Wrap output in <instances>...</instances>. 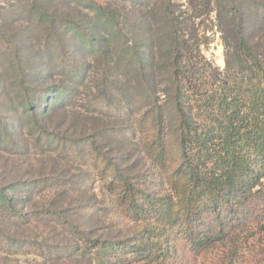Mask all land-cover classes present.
Here are the masks:
<instances>
[{
    "label": "rangeland",
    "instance_id": "1",
    "mask_svg": "<svg viewBox=\"0 0 264 264\" xmlns=\"http://www.w3.org/2000/svg\"><path fill=\"white\" fill-rule=\"evenodd\" d=\"M87 1L0 0V134L4 133L0 188L15 198L21 214L0 203V264H155L137 260L122 249L90 245L102 240L127 247L155 239L149 228L156 221L136 218L128 201L119 202L126 185L117 179L124 177L154 195L169 191L168 173L147 153L146 131L137 127L135 137L123 133L138 116L163 104L169 146L177 156L178 116L165 72L174 54L167 22L169 2L182 44L197 46L216 72L224 74L248 61L241 36L254 54L264 53V0ZM100 3L110 6L125 37L143 55L142 67L132 59V49L123 44L112 43L103 54L85 44L87 36L114 38L112 26L98 24V34L91 33L99 12L95 4ZM68 15L79 19L80 31L58 25L54 32L60 33L78 63L81 77L76 82L70 69L64 74L59 70V50L51 51L57 41L48 33L53 19ZM48 66L53 79H45ZM21 70L26 76L23 84L30 89L58 80L67 87L66 93L57 92L48 104L43 116L47 129L65 140L81 138L84 155L96 148L98 160L106 162H96L90 155L86 162L64 155L54 137L48 139L36 130L41 109L32 115L18 105ZM106 94L108 100L101 104L99 97ZM125 100L130 106L134 101L139 115ZM240 249L232 263L231 259L221 261L230 251L227 245L200 261L257 264L245 243Z\"/></svg>",
    "mask_w": 264,
    "mask_h": 264
},
{
    "label": "trees",
    "instance_id": "2",
    "mask_svg": "<svg viewBox=\"0 0 264 264\" xmlns=\"http://www.w3.org/2000/svg\"><path fill=\"white\" fill-rule=\"evenodd\" d=\"M91 1L96 3L94 0L87 2ZM169 4L166 5L167 22L174 54L173 60L166 64L165 72L178 116L177 156L169 146L163 104L145 111L123 132L135 137L137 127L143 128L144 133L146 131L147 153L168 173L169 191L154 195L124 177L117 179L118 183L126 185L118 197L119 202L128 201V209L136 218L156 221L149 228L150 236L155 239L127 247L124 243L117 247L116 244L96 240L90 246L122 249V252H131L137 260L155 264H202L200 258L223 245L229 246L230 251L221 261L231 259L232 263L245 243L255 263L264 264V53L254 54L241 36V47L248 61L226 69L224 74L216 72L197 46L182 44ZM95 5L99 12L95 14V28L91 33L98 34V24L112 26L114 38L87 36L83 38L85 44L94 46L95 51L102 54L110 49L112 43L123 44L132 49V59L142 67L145 63L143 55L140 56L130 39L125 37L110 6L104 3ZM79 24L75 15L61 16L52 20V29L48 32L57 41L51 51L59 50V70L64 74L70 69L74 82L81 77L78 63L64 40L60 39V33L54 30L59 25L61 29L79 32ZM47 70L45 79L55 78V74L49 72L50 66ZM39 74L37 76H41ZM19 76L21 83L18 89L22 96L18 105L23 112L32 115L41 109L40 120L35 123L41 135L48 139L54 137L64 155L78 157L82 162H86L90 155L96 162H106L98 160V154L94 152L96 148H91L84 155L81 138L65 140L67 137L52 134L47 129L43 116L48 104L57 92L66 93L67 87L58 80L30 89L28 83L23 84L26 76L22 70ZM106 95L99 97L101 104L108 100L109 95ZM124 103L132 108L134 114L140 113L134 108V101L131 106L129 101ZM1 136L4 137V133L1 132ZM86 139L93 145L90 137ZM14 199L8 190L0 188V203L20 216Z\"/></svg>",
    "mask_w": 264,
    "mask_h": 264
}]
</instances>
